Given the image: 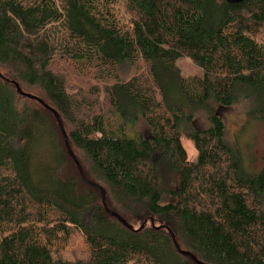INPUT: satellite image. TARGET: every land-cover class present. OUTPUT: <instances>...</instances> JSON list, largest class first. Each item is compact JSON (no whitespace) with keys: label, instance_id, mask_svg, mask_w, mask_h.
Wrapping results in <instances>:
<instances>
[{"label":"trees","instance_id":"16d2710c","mask_svg":"<svg viewBox=\"0 0 264 264\" xmlns=\"http://www.w3.org/2000/svg\"><path fill=\"white\" fill-rule=\"evenodd\" d=\"M183 57L203 75H182ZM142 62L147 76L123 79ZM0 66V264H198L168 228L206 264H264V167L245 170L212 106L244 102L247 123H264V0H0ZM80 79L87 90L71 93ZM14 82L59 112L133 229ZM141 119L151 136L136 133Z\"/></svg>","mask_w":264,"mask_h":264},{"label":"rangeland","instance_id":"374dc122","mask_svg":"<svg viewBox=\"0 0 264 264\" xmlns=\"http://www.w3.org/2000/svg\"><path fill=\"white\" fill-rule=\"evenodd\" d=\"M129 18V16L126 15ZM57 25V23H51L48 27L51 28ZM177 66L181 70L182 75L186 77L192 76H202L203 69L196 65L190 58L183 57L177 60ZM1 73H10L7 67L0 66ZM121 75L123 79L130 78L134 75L147 76L146 65L142 62L140 64L129 66L125 65L121 69ZM86 79L90 80L92 84H96L95 80L90 79L86 76ZM80 85L73 81V84L76 86L75 91L71 93H78L87 90L84 84L85 79H80ZM22 90L24 92L42 96L40 91L32 86L22 85ZM90 94V93H89ZM216 109L222 115L225 124H226V139L231 145L240 146L239 152L242 155V164L246 171L250 172V175H257L264 167V123L262 122H249L247 123L245 117V103L240 102L232 107H216ZM207 115L202 114L196 120L195 126L198 128L208 126ZM136 133L142 134L144 136H151L152 129L151 127L141 119L137 126ZM239 138V139H238ZM183 145L187 152V157L189 161H195L198 158V151L195 147L194 142L189 138L188 134H184L182 139ZM152 217L148 218L145 222L152 226L164 227L159 221ZM137 227V225H135ZM162 226V227H161Z\"/></svg>","mask_w":264,"mask_h":264},{"label":"water","instance_id":"95a60500","mask_svg":"<svg viewBox=\"0 0 264 264\" xmlns=\"http://www.w3.org/2000/svg\"><path fill=\"white\" fill-rule=\"evenodd\" d=\"M229 2H239V1H243V0H227ZM0 76L1 73H0ZM16 88H17V91L19 92L20 95L22 96H25V97H28V98H32V99H36L37 101H39L45 108H47L48 110H50L56 117L58 123H59V126L61 128V131L63 133V136H64V139H65V144H66V147H67V150L70 154V156L73 158L75 164L77 165L80 173H81V176L83 178V180L88 183L90 186H94V187H97L101 190V193H102V200H103V204H104V207L106 208V210L112 215V216H115L116 218H118L124 225L128 226L130 229H133V227L122 217L120 216V214L112 211L109 209L108 207V204H107V201H106V191L104 189L103 186H101L100 184L98 183H95L91 180L88 179L86 173H85V170L84 168L82 167L77 155L74 153L73 149H72V146L70 144V140H69V136H68V133L64 127V123H63V120H62V117L61 115L59 114V112L53 108L52 106H50L49 104H47L43 99H41L40 97L38 96H35L33 94H30V93H27V92H24L22 90V88L20 87V85L17 83V82H14ZM152 223H153V219L151 220ZM144 225H142L140 228H143ZM162 227V226H161ZM168 228V227H167ZM169 232L171 233V236H172V239L174 241V244L176 246V249L180 252V254L182 255H185V256H190L195 262H197L198 264H206L202 261H200L195 255L194 253H192L191 251L189 250H185L183 248H181V246L178 244V241L176 239V236L175 234L173 233V231L168 228Z\"/></svg>","mask_w":264,"mask_h":264}]
</instances>
